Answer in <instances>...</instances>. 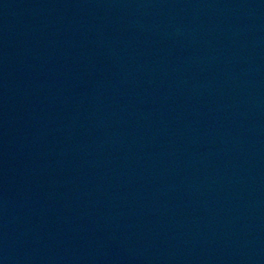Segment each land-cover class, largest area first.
<instances>
[{
	"label": "water",
	"instance_id": "obj_1",
	"mask_svg": "<svg viewBox=\"0 0 264 264\" xmlns=\"http://www.w3.org/2000/svg\"><path fill=\"white\" fill-rule=\"evenodd\" d=\"M0 264H264V0H0Z\"/></svg>",
	"mask_w": 264,
	"mask_h": 264
}]
</instances>
